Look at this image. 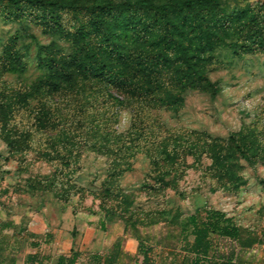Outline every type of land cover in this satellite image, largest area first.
<instances>
[{"label": "rangeland", "instance_id": "obj_1", "mask_svg": "<svg viewBox=\"0 0 264 264\" xmlns=\"http://www.w3.org/2000/svg\"><path fill=\"white\" fill-rule=\"evenodd\" d=\"M218 6L235 15L264 11V0H218ZM15 34L27 67L4 74L0 86L32 84L43 72L41 48L73 49L32 16L16 20L0 10V73L4 45ZM198 54L208 79L220 86L216 93L187 88L178 104L137 110V104L104 108L94 102L85 112L75 101L62 102L64 135L78 148L68 166L46 143L51 135L62 136L60 125L36 133L28 149L12 150L0 135L3 264L11 258L15 264H56L72 251L80 254L76 264H142L139 240L152 248L155 264H191L197 256L205 259L192 248L191 215L204 221L212 211L264 233V50L238 56L220 46ZM161 80L174 82L171 73ZM92 142L101 145L95 150ZM113 165L123 170L106 182ZM209 238L210 255L234 252V264H264V244L242 248L215 232ZM33 253L39 259L29 263Z\"/></svg>", "mask_w": 264, "mask_h": 264}, {"label": "trees", "instance_id": "obj_2", "mask_svg": "<svg viewBox=\"0 0 264 264\" xmlns=\"http://www.w3.org/2000/svg\"><path fill=\"white\" fill-rule=\"evenodd\" d=\"M261 9L225 15L218 0H0V10L8 18L32 16L37 24L73 46L69 54L54 46L41 48L37 60L43 72L32 84L17 86L6 81L0 86V135L12 150H22L30 148L36 133L60 125L62 136L51 135L46 143L68 166L69 156H77L78 148L69 135H64L68 117L62 102L67 105L75 101L85 112L94 102L104 108H134L137 104V110L178 104L187 88L216 93L220 86L208 79L198 51L229 46L240 56L264 50ZM231 33L237 39L228 42ZM18 39L15 34L4 45L0 78L26 70L17 50ZM168 73L172 84L161 80ZM230 139L247 159L237 138L231 135ZM92 144L95 150L101 145ZM122 170V166L113 165L106 182ZM261 183L264 186V179ZM191 222L192 248L205 256H197L191 264H234V252L228 257L210 255L211 232L236 241L242 248L264 244V233L243 228L220 211H212L204 221L199 220L198 213L193 214ZM151 251L139 240L137 254L142 256V264H155ZM118 255L112 258L116 260ZM79 256L74 251L62 254L56 264H76ZM38 259L37 253L27 257L29 263ZM9 264L15 260L11 258Z\"/></svg>", "mask_w": 264, "mask_h": 264}]
</instances>
